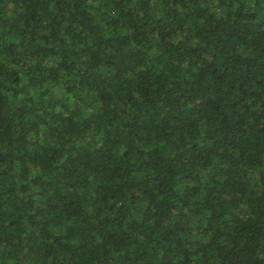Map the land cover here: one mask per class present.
<instances>
[{"label":"trees","instance_id":"1","mask_svg":"<svg viewBox=\"0 0 264 264\" xmlns=\"http://www.w3.org/2000/svg\"><path fill=\"white\" fill-rule=\"evenodd\" d=\"M0 264H264V0H0Z\"/></svg>","mask_w":264,"mask_h":264}]
</instances>
